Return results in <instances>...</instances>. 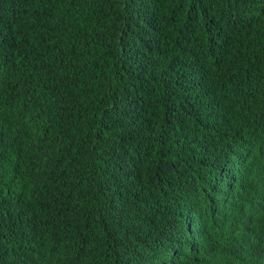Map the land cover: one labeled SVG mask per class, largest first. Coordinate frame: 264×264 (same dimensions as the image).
<instances>
[{
	"label": "trees",
	"instance_id": "1",
	"mask_svg": "<svg viewBox=\"0 0 264 264\" xmlns=\"http://www.w3.org/2000/svg\"><path fill=\"white\" fill-rule=\"evenodd\" d=\"M0 264H264V0H0Z\"/></svg>",
	"mask_w": 264,
	"mask_h": 264
},
{
	"label": "bare ground",
	"instance_id": "2",
	"mask_svg": "<svg viewBox=\"0 0 264 264\" xmlns=\"http://www.w3.org/2000/svg\"><path fill=\"white\" fill-rule=\"evenodd\" d=\"M188 47V46H187ZM191 51H192V49H191ZM205 59V58H204ZM230 168V167H229ZM231 173V172H230ZM189 237V236H188ZM180 250V249H179ZM182 251V250H181ZM182 254V253H181Z\"/></svg>",
	"mask_w": 264,
	"mask_h": 264
}]
</instances>
